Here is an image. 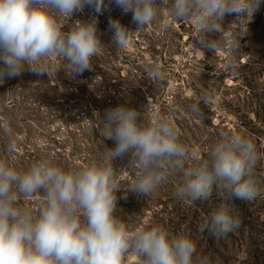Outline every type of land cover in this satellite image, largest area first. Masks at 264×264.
I'll return each instance as SVG.
<instances>
[{
  "label": "rangeland",
  "instance_id": "1",
  "mask_svg": "<svg viewBox=\"0 0 264 264\" xmlns=\"http://www.w3.org/2000/svg\"><path fill=\"white\" fill-rule=\"evenodd\" d=\"M98 16V30L104 44L91 61L92 69L71 76L61 59L50 62L48 75L25 70L0 84V161L26 170L32 163L47 159L65 170L99 163L105 146L99 114L122 104L141 111L145 121L159 118L177 131L179 141L207 158L221 134H240L255 144L261 159L254 176L262 195L254 201L225 200L213 192L206 201L178 199L176 188L183 172L171 166L163 169L166 180L152 193L139 197L127 191L138 180V170L130 156L114 163L117 192L116 216L129 231L140 227H163L176 235L191 237L197 255L210 256L220 264H264V4L252 21L240 25L236 16L226 15L217 49L202 47L204 36L192 21H175L167 6L131 43L117 49L111 43L109 18L135 30L132 14H124L115 3ZM93 10L85 6L73 20L87 21ZM65 31L71 21L64 20ZM170 25L165 27V25ZM244 32H247L244 35ZM235 42L236 47H233ZM153 62L161 65L162 81L148 75ZM198 107L194 112L192 106ZM15 147L11 152L8 145ZM188 160L184 167H193ZM43 192L21 198L22 206L38 214ZM221 203L234 207L241 220L238 230L224 238H214L200 228L210 221ZM122 264H142L129 252Z\"/></svg>",
  "mask_w": 264,
  "mask_h": 264
},
{
  "label": "clouds",
  "instance_id": "2",
  "mask_svg": "<svg viewBox=\"0 0 264 264\" xmlns=\"http://www.w3.org/2000/svg\"><path fill=\"white\" fill-rule=\"evenodd\" d=\"M124 14H132L135 30L119 19L109 18L111 43L124 49L131 36L142 33L160 15L159 5L169 0H108ZM264 0H171L168 15L175 21H192L204 33L202 47L216 50L217 37L225 32L226 15H235L240 25L249 24ZM85 6L93 10L89 20H73ZM105 0H0V84L25 70L48 75L50 62L67 63L71 76L92 69V59L104 44L98 30V16ZM71 21L67 31L63 21ZM170 25L166 24L165 27ZM247 32H244V35ZM233 47H236L235 42ZM148 75L162 81L159 63L153 62ZM192 110L199 112L197 106ZM105 146L100 162L65 170L41 159L18 171L0 161V264H122L133 252L142 264H220L210 256L197 255L195 241L163 227H140L129 231L116 216L120 191L113 165L130 156L138 180L127 191L139 197L155 191L167 178L168 166L183 172L176 188L178 199L206 201L214 191L222 199L254 201L262 195L254 169L261 159L255 144L240 134H221L206 159L179 141L176 129L166 120L142 119L141 111L127 104L108 109L103 117ZM15 145L10 143L8 151ZM196 160L193 167L185 162ZM43 192L39 212L21 205V198ZM242 220L234 207L221 203L211 219L200 228L214 238L238 230Z\"/></svg>",
  "mask_w": 264,
  "mask_h": 264
}]
</instances>
